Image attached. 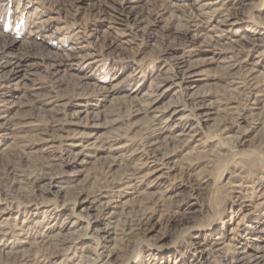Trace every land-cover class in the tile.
<instances>
[{
  "label": "rangeland",
  "instance_id": "obj_1",
  "mask_svg": "<svg viewBox=\"0 0 264 264\" xmlns=\"http://www.w3.org/2000/svg\"><path fill=\"white\" fill-rule=\"evenodd\" d=\"M256 255L264 0H0V264Z\"/></svg>",
  "mask_w": 264,
  "mask_h": 264
},
{
  "label": "bare ground",
  "instance_id": "obj_2",
  "mask_svg": "<svg viewBox=\"0 0 264 264\" xmlns=\"http://www.w3.org/2000/svg\"><path fill=\"white\" fill-rule=\"evenodd\" d=\"M134 21V20H133ZM112 47V46H111ZM80 57V56H79ZM73 58V57H72ZM224 132V131H223ZM155 156V155H154ZM7 166L6 167H3V171L5 172H8V171H13L14 170V164L13 163H11V162H8L7 164H6ZM5 180H6V178H5ZM4 181V180H3ZM7 181V180H6ZM6 181H4V184H2V186L3 185H6L7 187H9V185H8V183L7 184H5L6 183ZM131 227V226H130ZM20 230H21V228H20ZM259 261H260V256H253L252 257V259L250 260V262H253V264H258L259 263ZM226 264V263H225Z\"/></svg>",
  "mask_w": 264,
  "mask_h": 264
}]
</instances>
